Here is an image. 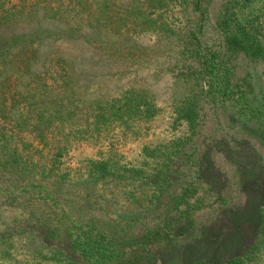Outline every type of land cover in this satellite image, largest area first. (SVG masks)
Listing matches in <instances>:
<instances>
[{"label":"trees","instance_id":"trees-1","mask_svg":"<svg viewBox=\"0 0 264 264\" xmlns=\"http://www.w3.org/2000/svg\"><path fill=\"white\" fill-rule=\"evenodd\" d=\"M208 9L213 0H0V264L18 246L53 263L151 264L164 239L177 241L186 228L174 214L189 193L173 180L179 170L170 161L126 170L117 159L118 146L145 136L158 113L140 76L125 77L155 63L146 55L155 49L143 45L151 33L180 45L187 71L200 64ZM236 30L223 32L201 65L220 73L224 94L253 83L234 84L222 65L264 62L262 33ZM180 112L176 121L189 122L190 106ZM80 145L97 159L72 175L65 162ZM156 152L145 150L151 160ZM102 185L121 188L107 208H99ZM75 193L79 214L67 201ZM99 210L102 224L79 220Z\"/></svg>","mask_w":264,"mask_h":264},{"label":"rangeland","instance_id":"rangeland-1","mask_svg":"<svg viewBox=\"0 0 264 264\" xmlns=\"http://www.w3.org/2000/svg\"><path fill=\"white\" fill-rule=\"evenodd\" d=\"M213 4L215 12H209L212 7L207 11L209 23L202 37L205 45L200 64L187 71L190 60L179 62L180 45L151 33L143 37V45L155 49L146 53L155 63L150 69H138L136 75L131 68L125 77L140 76L137 87L152 91L158 113L145 136L118 146L117 159L126 170L152 167V161L160 163L161 169L162 163L170 161L179 170L173 180L189 192L178 215L174 214L179 228L187 230L170 244L165 245L164 239L158 253L153 252L151 264H226L231 258L242 260V264H264V62L241 57L232 59L231 66L222 65L220 71L232 69L234 84L241 86L243 80L253 83L247 91L234 86L225 94L219 88L220 73L211 77L210 69L201 67L208 57L206 50L217 48L223 32H235L237 27L251 31L255 26L263 41L264 0H213ZM225 13L227 22L222 23L219 19ZM191 71L193 76L187 79ZM188 105L189 122L176 121L181 108ZM145 150L157 151L156 159L147 158ZM95 159L92 147L80 145L71 151L65 166L75 175V170L82 172L87 162ZM99 190V208H107L104 200L117 197L121 188L102 185ZM180 191L178 188V195ZM67 201L73 203L72 213L79 214L75 209L77 193ZM121 202L127 206L128 202ZM99 212L102 210L85 212L79 220L92 219L98 224L103 221ZM10 253L1 264H62L33 258L20 246Z\"/></svg>","mask_w":264,"mask_h":264}]
</instances>
